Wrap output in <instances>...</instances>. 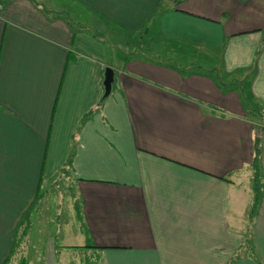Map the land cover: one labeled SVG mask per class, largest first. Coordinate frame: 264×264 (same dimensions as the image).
Masks as SVG:
<instances>
[{
	"label": "crops",
	"instance_id": "1",
	"mask_svg": "<svg viewBox=\"0 0 264 264\" xmlns=\"http://www.w3.org/2000/svg\"><path fill=\"white\" fill-rule=\"evenodd\" d=\"M0 1V264H264V130L239 90L158 60L106 61L104 36L64 5L132 33L151 30L165 6L158 31L217 51L237 80L253 73L258 106L264 0ZM106 66L116 83L102 99ZM57 179L75 188L73 234L46 260L33 218L13 252L20 218Z\"/></svg>",
	"mask_w": 264,
	"mask_h": 264
},
{
	"label": "rangeland",
	"instance_id": "2",
	"mask_svg": "<svg viewBox=\"0 0 264 264\" xmlns=\"http://www.w3.org/2000/svg\"><path fill=\"white\" fill-rule=\"evenodd\" d=\"M47 1L48 0H43V4L46 7H48ZM60 3L63 2L61 1ZM64 5H66L69 10L66 12V17L72 19L76 26L78 24H81L82 26L90 25L85 33L92 37H94L95 33L104 36L106 61L111 60L114 63L119 62V64H121L128 54L126 51H132V49L127 48L130 46L134 50L141 49V55L145 59L152 61L168 60L167 55L170 45L163 42V35L158 31V23L164 12L165 6H161L158 14L154 17L152 24V26H154L149 27L152 31L148 29L147 34H142V32L132 33L131 31L124 30L116 24L102 21V18L99 15L89 12L82 6L73 4L70 10V4L64 3ZM62 6L63 4H61V7ZM97 40L100 41L99 39ZM205 65L209 67L211 66V63ZM244 74L245 73L242 72V76H244ZM252 77L253 73L251 74V72L249 75L242 77L244 78L243 80L240 77V79L246 83V88L249 86ZM235 78H237L236 74L231 75L226 73L225 79L227 82ZM233 85L234 83H232V86ZM250 111L249 115L256 122V129L264 130V104H258L257 106L255 99L252 98ZM57 180V182H52L51 186L46 191L40 192L41 194L38 196L39 200H34L20 218L14 233V240H17L19 244L13 246V252H16L21 246V240L28 236L27 234L30 230L33 218V227L36 229V242L38 243L36 244V247L43 250L46 260L50 245L53 247L55 243V245L57 244V246H59L60 241L65 238L64 236H66V233L73 234V229L77 226V220L75 218L76 203L71 195L73 192L72 190H75V188L72 187L73 183L69 180ZM76 214L78 216L77 211ZM69 237L70 236H67L66 240H68ZM25 248L27 247L25 246ZM81 259L83 260L82 264L88 263L87 260L89 258L86 260L85 255H82ZM77 260H79V258H77ZM77 260H75L74 264H79V261Z\"/></svg>",
	"mask_w": 264,
	"mask_h": 264
},
{
	"label": "trees",
	"instance_id": "3",
	"mask_svg": "<svg viewBox=\"0 0 264 264\" xmlns=\"http://www.w3.org/2000/svg\"><path fill=\"white\" fill-rule=\"evenodd\" d=\"M147 31L148 30L146 31L143 30L142 34H147L148 33ZM162 39L163 42H166L167 44L170 45L167 55L168 60L165 61L156 60L158 63L171 66L172 68H175L184 75L190 72L198 71L200 74L211 77L220 88L225 89L226 85H230L234 83V88H237L239 90L242 99L245 102L246 109L251 105L252 96L250 95L248 89L250 87L248 86L246 88V83L242 80L232 79L229 82L226 81L225 77L227 72L225 71L224 66L222 65L221 55L217 51L210 53L207 49L203 50L200 48H196L192 45L179 42L178 40L167 36H163ZM127 48L132 49V51H130V53H128L126 57L132 58L137 56L143 58V56L141 55L142 52L141 50H133L131 46ZM207 63H211V66L208 67L207 65H205ZM184 67H189V68L185 69ZM261 153L262 150L260 146V139L259 137H257L255 140V156L252 165L254 169L253 190L255 193V200L253 207L250 211L251 215L254 214V211L257 208L259 195L261 192L260 189V175L262 174L261 166H260ZM36 200H39V197H36ZM76 210L78 214H80V206L78 203L76 204ZM17 244H19V242L17 240L14 241V246H16ZM92 247L94 248V246H91V248ZM87 259L88 258H86V260ZM87 261H86L87 264H96V261L92 258L88 259ZM24 263H25V259H22L20 264H24Z\"/></svg>",
	"mask_w": 264,
	"mask_h": 264
},
{
	"label": "water",
	"instance_id": "4",
	"mask_svg": "<svg viewBox=\"0 0 264 264\" xmlns=\"http://www.w3.org/2000/svg\"><path fill=\"white\" fill-rule=\"evenodd\" d=\"M116 83V71L111 66H106L104 70L103 87L104 93L102 99L107 98L112 94L114 85Z\"/></svg>",
	"mask_w": 264,
	"mask_h": 264
},
{
	"label": "built area",
	"instance_id": "5",
	"mask_svg": "<svg viewBox=\"0 0 264 264\" xmlns=\"http://www.w3.org/2000/svg\"><path fill=\"white\" fill-rule=\"evenodd\" d=\"M2 9V2L0 1V10Z\"/></svg>",
	"mask_w": 264,
	"mask_h": 264
}]
</instances>
